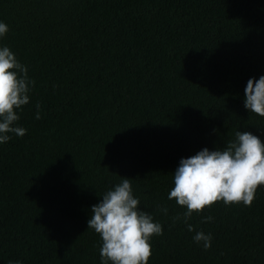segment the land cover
<instances>
[{"label": "trees", "instance_id": "16d2710c", "mask_svg": "<svg viewBox=\"0 0 264 264\" xmlns=\"http://www.w3.org/2000/svg\"><path fill=\"white\" fill-rule=\"evenodd\" d=\"M0 20L35 80L26 133L0 144V264H100L90 206L121 176L163 226L148 264H264V185L251 206L193 213L207 250L167 199L181 157L237 130L264 140L243 106L264 74V0H0Z\"/></svg>", "mask_w": 264, "mask_h": 264}, {"label": "clouds", "instance_id": "9594fccd", "mask_svg": "<svg viewBox=\"0 0 264 264\" xmlns=\"http://www.w3.org/2000/svg\"><path fill=\"white\" fill-rule=\"evenodd\" d=\"M9 26L0 20V40ZM35 80L28 74V66L21 63L6 44H0V144L11 139V134L23 136L27 129L19 126V112L30 101ZM243 106L250 113L264 117V74L250 77L244 87ZM35 119L41 118V106L35 104ZM173 186L167 199L182 206V220L192 240L207 250L212 245V234L195 230L190 223L193 213L205 206L222 201L226 206L243 203L251 206L258 185H264V140L250 131L237 130L234 138L224 146L210 150L203 147L194 155L181 157L172 172ZM90 206L88 229L100 237V264H148L151 238L163 233L162 224L153 214L141 207L140 197L134 194L131 180L121 176ZM157 210L168 214V207L157 205ZM210 222L212 216H203ZM87 229V230H88ZM8 264H22L8 261Z\"/></svg>", "mask_w": 264, "mask_h": 264}, {"label": "bare ground", "instance_id": "6f19581e", "mask_svg": "<svg viewBox=\"0 0 264 264\" xmlns=\"http://www.w3.org/2000/svg\"><path fill=\"white\" fill-rule=\"evenodd\" d=\"M186 124V123H185Z\"/></svg>", "mask_w": 264, "mask_h": 264}]
</instances>
